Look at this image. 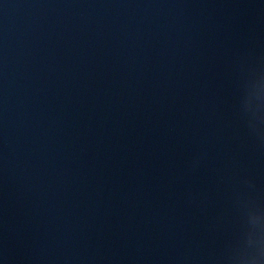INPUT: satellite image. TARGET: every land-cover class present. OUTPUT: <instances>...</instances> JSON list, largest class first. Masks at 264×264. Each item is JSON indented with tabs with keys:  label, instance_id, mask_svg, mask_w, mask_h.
I'll return each mask as SVG.
<instances>
[{
	"label": "water",
	"instance_id": "95a60500",
	"mask_svg": "<svg viewBox=\"0 0 264 264\" xmlns=\"http://www.w3.org/2000/svg\"><path fill=\"white\" fill-rule=\"evenodd\" d=\"M0 264H264V0H0Z\"/></svg>",
	"mask_w": 264,
	"mask_h": 264
}]
</instances>
